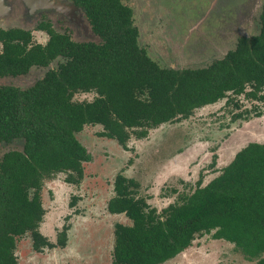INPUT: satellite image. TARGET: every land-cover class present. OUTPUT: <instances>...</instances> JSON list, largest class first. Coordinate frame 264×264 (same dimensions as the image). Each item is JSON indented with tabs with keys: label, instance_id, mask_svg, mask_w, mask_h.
Instances as JSON below:
<instances>
[{
	"label": "trees",
	"instance_id": "trees-1",
	"mask_svg": "<svg viewBox=\"0 0 264 264\" xmlns=\"http://www.w3.org/2000/svg\"><path fill=\"white\" fill-rule=\"evenodd\" d=\"M69 1L83 11L97 41L72 40L40 23L48 39L27 47L28 32L0 31V75L59 60L26 89L0 87V142L20 143L0 155V264H17L16 242L26 234L35 252L65 245L66 224L54 242L39 232L40 192L43 181L58 173L65 183H79L83 163L91 159L75 137L84 126L99 125L97 136L127 150L130 137L143 139L149 130L220 99L227 104L243 95L264 103V3L255 34L239 36L204 66L172 69L160 67L137 45L132 10L121 0ZM75 93L92 97L77 101ZM137 187L121 172L112 180L105 209L129 223L112 225L109 264H161L208 233L264 264V141L247 142L205 184L198 180L159 211L137 195Z\"/></svg>",
	"mask_w": 264,
	"mask_h": 264
},
{
	"label": "rangeland",
	"instance_id": "rangeland-1",
	"mask_svg": "<svg viewBox=\"0 0 264 264\" xmlns=\"http://www.w3.org/2000/svg\"><path fill=\"white\" fill-rule=\"evenodd\" d=\"M50 1L53 5L47 7L60 14L53 17L54 27L67 26L76 41L98 40L89 33L76 9ZM121 2L132 10L138 46L145 54L161 67L182 68L204 66L231 49L240 33L230 28L228 38L223 40L219 31L227 29L235 14L246 13L254 0ZM25 3L33 6L29 0ZM252 22L258 25L254 17ZM237 26L240 28V24ZM243 30L248 34L244 36L257 32L255 26ZM32 35L34 41L44 42L46 38L38 31ZM58 61L53 60L47 68H54ZM47 68H33L30 78L24 76L8 82L26 87ZM91 97V93H75L73 100ZM231 98L227 104L223 98L194 109L187 118L163 123L149 130L143 139L130 137L127 150L114 140L97 136L99 125L84 126L75 134L91 154L90 161L83 163V177L78 184H68L62 173L55 174L43 181L40 192L44 214L39 232L54 242L57 230L66 224L65 245L35 252L28 234L23 235L17 239L14 250L17 264H109L112 225L129 223L123 214H109L105 209L116 173L135 180L137 195L159 211L180 194L189 193L198 180L205 184L247 142L264 141V103L243 95ZM10 147L19 148L20 143H0V155ZM72 196L76 199L69 205ZM161 264H255V260L246 259L231 243L213 239L208 233L195 236L187 248Z\"/></svg>",
	"mask_w": 264,
	"mask_h": 264
},
{
	"label": "flooded vegetation",
	"instance_id": "flooded-vegetation-1",
	"mask_svg": "<svg viewBox=\"0 0 264 264\" xmlns=\"http://www.w3.org/2000/svg\"><path fill=\"white\" fill-rule=\"evenodd\" d=\"M55 1L61 2V4L63 2L65 5L72 6L74 9H76L81 14V16L85 20L86 24L88 25L89 33L92 36H94L96 39H98L97 36L91 31L90 26L88 24L87 19L84 16L83 11L78 6L74 5L69 0H55ZM263 3H264V0L263 1L254 0V2L252 3V6L250 7V9L246 13L245 12L244 13L241 12V13L235 14L236 15L235 18L233 19L232 23L228 24L227 29H225V30L221 29L219 31L220 34H221L220 36L223 38V40H226L228 38V33L230 32V28L237 29L238 32L240 33L239 36L248 35L247 32L245 30H243L245 28L247 29V27L255 26V29L257 28V30H258L259 22H258V25H257L256 21H258V15L260 13V9H261V6H262ZM58 13L59 12L56 9H54L53 7H46V8H43V7L39 8L38 7L37 8V7L30 6V5H26L25 0H0V31H6V30H9V29H21L23 31L28 32V35H29V38H30V42L28 43L27 47H29L30 45H32L34 43L43 44L48 39V33H47L46 29L38 27V24L43 23V24H47L50 29H53V30L58 31V32L66 33L70 37V39L73 40V38L71 36V31H70V29L67 26H65V27L63 26L62 29H58V28L54 27V25H53V17H55V16L59 17L60 14H58ZM61 16H62L61 18H63V17H64V19L66 18L63 15H61ZM253 17L255 18V22H256L254 25H252V23H253L252 22V18ZM238 24H240V28H238V26H237ZM33 31H38V32L44 33V35H46V38L44 39V42L34 41V38H33V35H32ZM137 31H138V29H137ZM9 35H10L9 36L10 38L14 37V36H18V34L17 35L9 34ZM239 36H237L235 38L233 44H235L236 39ZM3 38H5L4 35L2 33H0V54L3 51ZM137 38H138V36H137ZM16 40H17V38L13 39L12 41H16ZM83 41H85V40H83ZM89 41H93V40H89ZM137 45H138V42H137ZM228 50H230V49H228ZM228 50H226L222 54V56ZM212 60H214V59H212ZM51 62L52 61H50L48 63V65ZM48 65L46 67H43V68H47ZM37 67L41 68V66L31 65L22 74L0 75V87L1 86H10V87H15V88L20 89V90H23V89H26V88L30 87L40 77L35 79L33 83H31L30 85H28L26 87H20V86H18L16 84L8 82V80L15 81L17 78L24 77V76L30 78V76H31L30 70L33 69V68H37ZM165 68L184 69V68H196V67H182V68L181 67L180 68L165 67ZM13 141L14 142L15 141L19 142L18 140H12L11 142H13ZM0 143H10V141L9 142H0ZM9 149H15V148L10 147ZM6 150H8V149H6Z\"/></svg>",
	"mask_w": 264,
	"mask_h": 264
},
{
	"label": "water",
	"instance_id": "water-1",
	"mask_svg": "<svg viewBox=\"0 0 264 264\" xmlns=\"http://www.w3.org/2000/svg\"><path fill=\"white\" fill-rule=\"evenodd\" d=\"M53 1V0H52ZM29 2L35 6V7H47L49 4L53 5V3L50 0H29ZM55 4V3H54Z\"/></svg>",
	"mask_w": 264,
	"mask_h": 264
}]
</instances>
